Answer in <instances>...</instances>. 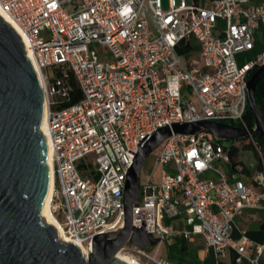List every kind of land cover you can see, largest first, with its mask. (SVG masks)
Wrapping results in <instances>:
<instances>
[{
    "label": "built area",
    "instance_id": "2783aa9c",
    "mask_svg": "<svg viewBox=\"0 0 264 264\" xmlns=\"http://www.w3.org/2000/svg\"><path fill=\"white\" fill-rule=\"evenodd\" d=\"M0 9L40 70L48 200L66 240L89 249L94 233L123 224L125 172L138 141L157 126L199 118L248 126L245 80L264 62V45L244 59L236 52L251 47L252 30L264 24V0H0ZM188 35L197 56L182 59L174 44ZM67 70L79 95L61 103L68 98ZM245 134L261 158L254 136ZM157 145V176L139 181L131 223L142 222L158 238L199 232L217 252L231 246L236 259L264 264V231L260 240L242 229L237 240L229 234L243 207H264L263 169L231 165L220 136L202 126L170 130ZM207 169L214 175H204ZM163 214H181L188 225L174 228ZM116 250L138 261L184 264L127 240Z\"/></svg>",
    "mask_w": 264,
    "mask_h": 264
},
{
    "label": "water",
    "instance_id": "95a60500",
    "mask_svg": "<svg viewBox=\"0 0 264 264\" xmlns=\"http://www.w3.org/2000/svg\"><path fill=\"white\" fill-rule=\"evenodd\" d=\"M264 73V62L245 80L246 103L252 112L247 127L224 120L199 118L157 126L140 139L132 154L122 188L123 224L113 231L92 235L86 254L71 239L56 236V229L40 215L48 164L44 135L39 128L42 87L14 28L0 16V264H128L114 256L127 240L136 245L155 242L142 222L130 221L136 201L138 170L144 156L172 131L206 127L217 136L258 137L264 128L262 110L254 100L253 87Z\"/></svg>",
    "mask_w": 264,
    "mask_h": 264
},
{
    "label": "crops",
    "instance_id": "0c3cea01",
    "mask_svg": "<svg viewBox=\"0 0 264 264\" xmlns=\"http://www.w3.org/2000/svg\"><path fill=\"white\" fill-rule=\"evenodd\" d=\"M199 1L203 4H206L210 0ZM251 37V47L236 52V57L238 59L247 58L264 45L263 23L259 22L257 26L254 27ZM180 39H182L183 47L187 52L185 57L195 58L197 56V41L195 38L192 35H188ZM262 133H264V128ZM262 133L257 138L262 148H264V136L261 137ZM238 156L242 159L239 153ZM242 161L246 166L244 167V172H249L250 169L255 165L253 153L251 158L249 157L247 161L243 159ZM215 163L222 169L228 170V163L226 161L217 159L215 160ZM207 170L214 175V170ZM156 176L149 179H155ZM239 176L243 180H247V177L244 175L241 174ZM161 219L163 222L171 223L174 228H182L188 225L184 222L181 214H163ZM241 229L248 237L254 240H260L264 231V207H243L238 213H236L230 222V236L237 240ZM158 239H161L163 242V249L157 255L166 256L167 258L177 260L184 264H251L244 256L236 259V251L231 246H225L220 252L215 251L211 245H206L204 243L203 237L199 232L192 233L190 237H186L181 233L174 232L167 237ZM145 245L147 244H142L143 248H145L147 251V247ZM147 261H150V264H154L150 259L140 257V262L142 264H147Z\"/></svg>",
    "mask_w": 264,
    "mask_h": 264
},
{
    "label": "trees",
    "instance_id": "16d2710c",
    "mask_svg": "<svg viewBox=\"0 0 264 264\" xmlns=\"http://www.w3.org/2000/svg\"><path fill=\"white\" fill-rule=\"evenodd\" d=\"M62 79L67 85L68 92V98L61 101V103H65L67 101L74 100L79 95V89L70 70H67L66 74L62 76ZM253 96L255 102L260 105L262 110L264 108V73L261 74L254 83ZM243 117L245 119V123L250 125L252 122V112L248 107H246L243 111ZM254 139L260 150L261 158L247 134H241L234 139H229L228 143L225 144V150L231 165H234L235 162H241L243 164L242 168L246 167L242 159L238 156V149L242 147L250 148L254 155L255 166L261 167L264 171V148H262L257 137L254 136Z\"/></svg>",
    "mask_w": 264,
    "mask_h": 264
},
{
    "label": "bare ground",
    "instance_id": "6f19581e",
    "mask_svg": "<svg viewBox=\"0 0 264 264\" xmlns=\"http://www.w3.org/2000/svg\"><path fill=\"white\" fill-rule=\"evenodd\" d=\"M0 16L2 18H4L7 22L10 23V25L14 28V30L17 32V34L19 35V37L22 40V34L20 29L18 28V26L0 9ZM32 66L36 72L37 78L40 82V84H42V80H41V75H40V70L38 68V66L31 62ZM44 109H45V105H44V96H43V91H42V106H41V119L39 121V128L41 130V132L44 135V142L46 144V148H45V159L46 162L48 164V176H47V183H46V187H45V191H44V195H43V199L40 205V215L41 218L43 219L44 222L49 221L50 223L53 224V226L56 229V236L62 240H66L68 237L64 234V232L60 229L57 220L55 219L51 209H50V205H49V194L51 191V169H50V158H49V146L47 144V141L45 139V119H44ZM76 244L79 246V248L81 249V252L83 254H86L88 249L87 247H85L81 242H76ZM114 256L117 257L118 259L128 263V264H142L140 261H138L137 259L129 256L128 254H125L124 252H121L120 250H116L114 253Z\"/></svg>",
    "mask_w": 264,
    "mask_h": 264
},
{
    "label": "rangeland",
    "instance_id": "374dc122",
    "mask_svg": "<svg viewBox=\"0 0 264 264\" xmlns=\"http://www.w3.org/2000/svg\"><path fill=\"white\" fill-rule=\"evenodd\" d=\"M161 2H162V4H165L166 0H161ZM174 48H175L176 52L180 55V57L182 59H185L187 52L185 51V49L183 47L182 39L176 41V43L174 44ZM102 50L105 51L104 48H102ZM103 57H106V54H104ZM47 69H49V66H47ZM262 116H263V121H264V108L262 109ZM263 136H264V133H262L261 137H263ZM230 138L231 137L220 136V141L222 143L226 144V143H228ZM157 150H158V145H156L151 150H149V152L144 156L142 163H141L139 170H138L139 181H142V180L148 179V178H152V177H155L157 175L158 165L154 164V162H153L154 154ZM238 153L240 154L242 159L245 161H247L249 159V157L251 158V156H252L250 148H244V147L239 148ZM204 175L212 176L213 174H211L208 170H205ZM55 199H57V198L55 197ZM52 202H53V200H52ZM51 203L49 202L50 208H51ZM162 244H163V242L161 241V239H158L155 243L147 244L145 246L147 247V251L150 254L155 256L162 251V249H163ZM147 264H150V261H147Z\"/></svg>",
    "mask_w": 264,
    "mask_h": 264
}]
</instances>
